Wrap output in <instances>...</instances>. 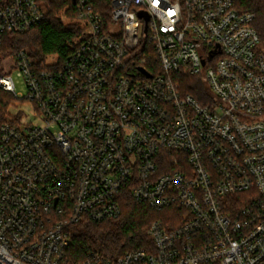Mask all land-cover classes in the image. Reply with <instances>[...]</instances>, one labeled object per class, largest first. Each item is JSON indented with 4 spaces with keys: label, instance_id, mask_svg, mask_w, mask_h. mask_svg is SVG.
Masks as SVG:
<instances>
[{
    "label": "built area",
    "instance_id": "obj_1",
    "mask_svg": "<svg viewBox=\"0 0 264 264\" xmlns=\"http://www.w3.org/2000/svg\"><path fill=\"white\" fill-rule=\"evenodd\" d=\"M236 3L112 0L106 20L76 0L80 44L61 66L28 49L0 57L8 109L30 104L39 121L0 119V264H264V38ZM46 13L44 0H0V47ZM187 76L206 104L183 92ZM126 191L181 223L70 261L73 228L119 219Z\"/></svg>",
    "mask_w": 264,
    "mask_h": 264
},
{
    "label": "trees",
    "instance_id": "obj_2",
    "mask_svg": "<svg viewBox=\"0 0 264 264\" xmlns=\"http://www.w3.org/2000/svg\"><path fill=\"white\" fill-rule=\"evenodd\" d=\"M44 1L47 13L43 23L22 35H6L0 47V57H11L22 49H28L38 66L50 69L52 67L48 63L52 57H56L57 64L61 66L79 46L82 27L77 21L76 0ZM90 1L106 20L110 19L112 0ZM236 8L241 12L255 14L254 26L264 38V0H237ZM64 10L72 18L71 23H65L61 16ZM184 79L183 92L206 104L208 93L202 80L192 76ZM9 99L6 93L0 92L1 120L8 113ZM121 207L122 215L117 220H107L100 224L84 221L73 228V242L67 252L70 261L83 260L90 252L111 257L121 256L126 251L150 245L147 233L152 222L161 220L172 227L181 223L177 218H170L175 214V209L154 211L136 202L128 191L121 197Z\"/></svg>",
    "mask_w": 264,
    "mask_h": 264
},
{
    "label": "rangeland",
    "instance_id": "obj_3",
    "mask_svg": "<svg viewBox=\"0 0 264 264\" xmlns=\"http://www.w3.org/2000/svg\"><path fill=\"white\" fill-rule=\"evenodd\" d=\"M66 10H64L61 13V16L64 17V21L65 23H71L72 22V18L68 17L69 15L66 14ZM56 61V57H52V59H50V63H54ZM13 77H14V81L16 84V90L19 94H21L22 96H27L28 94V90L26 87V84L24 82V80L21 77H18L17 75V71L14 70L13 71ZM10 101L11 98L9 99L8 105H10ZM35 111L34 107L30 104H25V103H11L10 108L8 109V114H16L18 112H23L24 116L26 118V123L28 124H33V125H38L39 121L36 119L37 117L33 114V112ZM178 218V216H175V214L171 215L170 218Z\"/></svg>",
    "mask_w": 264,
    "mask_h": 264
},
{
    "label": "water",
    "instance_id": "obj_4",
    "mask_svg": "<svg viewBox=\"0 0 264 264\" xmlns=\"http://www.w3.org/2000/svg\"><path fill=\"white\" fill-rule=\"evenodd\" d=\"M145 16L144 14L141 15V17ZM142 72L145 73V71L143 69H141ZM147 74V73H146ZM148 77H150V75H147Z\"/></svg>",
    "mask_w": 264,
    "mask_h": 264
}]
</instances>
